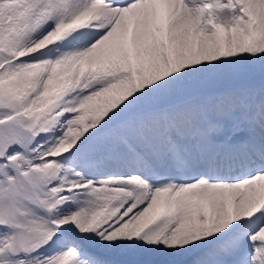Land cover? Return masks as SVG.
I'll return each instance as SVG.
<instances>
[{
  "label": "snow or ice",
  "instance_id": "6c2138e0",
  "mask_svg": "<svg viewBox=\"0 0 264 264\" xmlns=\"http://www.w3.org/2000/svg\"><path fill=\"white\" fill-rule=\"evenodd\" d=\"M0 264H264V0H0Z\"/></svg>",
  "mask_w": 264,
  "mask_h": 264
}]
</instances>
